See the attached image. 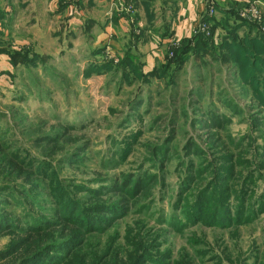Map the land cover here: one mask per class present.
<instances>
[{
    "label": "rangeland",
    "instance_id": "obj_1",
    "mask_svg": "<svg viewBox=\"0 0 264 264\" xmlns=\"http://www.w3.org/2000/svg\"><path fill=\"white\" fill-rule=\"evenodd\" d=\"M256 5L258 17L239 18L262 24L261 5ZM38 17L36 65L14 67L3 54L6 68L0 67V211L16 228L22 225L20 220L35 224L27 212L48 219L41 228L50 231L33 235L29 243L23 240L26 245L1 257L0 264H19L42 243L53 246L50 253L56 258L47 264H134L139 250L130 248L141 241L149 250L136 264H264V105L237 77L232 64L206 59L196 71L199 65L190 60L174 79L85 76L84 69L95 60L91 47L83 44L91 40L90 31L83 36L76 29L67 46L68 38L62 44L66 19L60 15L49 23L44 11ZM49 24L46 31L44 25ZM7 29L3 46L13 49L18 29ZM260 29L264 33V23ZM130 102H138L135 109ZM212 115L222 121L220 125L212 124ZM190 140L204 153L191 156L194 162L186 168L181 164ZM162 142L167 143L168 158L150 165L149 154ZM78 146L84 151L79 147L75 159L59 165L63 155ZM211 165L231 167L233 180L240 179L237 172L247 173L244 168L260 166L259 175L253 180L245 176L243 191H237V198L244 199L246 193L250 201L247 206L241 203L237 216L230 210L225 225L220 218L215 222L197 218L192 223L178 208L181 184L184 208L192 198L189 194L195 195L212 178L207 170ZM144 168L156 177L149 178L155 179L152 186L135 200L121 203L123 186L113 188L107 176ZM64 192H69L66 197ZM78 198L87 201L82 205L113 206L91 209L82 227L77 215L73 222L66 221L67 208L60 204L69 199L73 211ZM24 230L23 235L1 233L0 252L29 238L30 229Z\"/></svg>",
    "mask_w": 264,
    "mask_h": 264
},
{
    "label": "trees",
    "instance_id": "obj_2",
    "mask_svg": "<svg viewBox=\"0 0 264 264\" xmlns=\"http://www.w3.org/2000/svg\"><path fill=\"white\" fill-rule=\"evenodd\" d=\"M254 2H258L257 4L261 5H258V8L262 9L263 24L264 0H250L248 2L230 1L227 6L228 8H222L214 3H211L200 15L192 34L189 37L180 39L176 45L170 46L169 48L167 47L163 52V61H161L157 66H154L147 73H145L142 69L143 67L140 62V55L136 52V50H132V47L128 45L121 51L120 56H117L118 61H114L112 59L113 62H111V60H102L101 55L103 57H107L103 51L104 47L93 50L95 60L89 63L84 69V75L88 76L96 74L103 76V78H113L114 76H116V78L120 76L121 78H128V76L133 74L135 78L139 75L138 78L170 77L174 79L179 73V70H181L190 60L193 61V63L196 62L194 64L199 65L198 67H195V70L199 71L206 63V59H214L217 64H232V67L236 70L235 73L237 77H241V79L250 86V92L254 98H256L259 103L264 105V33L260 29L262 24L246 22L239 18L240 11ZM209 7L213 8L212 15L208 13ZM202 24L207 26L204 31L201 30ZM86 27L89 28L90 25L87 24ZM240 33L242 34L240 35ZM132 36L134 40L137 39V35L132 34ZM249 49L251 50L249 51ZM0 54H7L9 63L14 67H16L17 63H20L25 67H34L36 65L37 58H39L36 52L24 47L16 49L3 47L0 48ZM96 55H99L100 58ZM172 80L170 82L171 84L174 83ZM163 82L164 79H162L157 86H160ZM150 87L156 88V86L154 87L152 84ZM139 96L140 95H137L136 97ZM137 103L138 102L131 104L130 102L129 107L135 109ZM210 121L214 125H220L222 122L216 119L215 115L210 117ZM225 121L229 122V119L226 118ZM213 133L216 132H211L210 134ZM79 147L80 146H78V148L73 152L70 151L65 153L63 155V160L65 162L63 161L59 163V165H64L69 159H75L74 156L77 157V153H81V150H79L81 147ZM155 148L157 149L155 150ZM166 148V142H162L161 145L155 146L154 150L151 151L152 154H149L150 156L147 159L149 161L148 163L150 165H158V163H160L159 161L167 159L168 156H166L165 153L168 155V152L164 153ZM81 149L83 150V148ZM184 149H186L187 154L185 159H182L183 162L181 165H185L186 168H191L192 162H194L190 158L191 156L200 157V155L204 153L202 148L192 140L184 145ZM239 162L240 160L236 163ZM37 163L41 164L42 162L39 161ZM20 169L23 170V166H21ZM146 169L147 168L129 171L127 174L116 172L107 176V181L110 182L113 188H116L118 185L123 186V189L121 190L122 192H119L123 197L121 203L122 201H127L129 199L135 200L141 194L147 193L156 177L149 171H146ZM244 169H246L247 173L241 176V173L237 172L236 177L240 175V179L237 180V178H235V180H233L234 171L231 167L211 165L207 168V170L209 171L208 173H212V178L207 181L205 188L195 193V195L193 193L189 194L192 195V198L184 208L182 205L186 199V197H184L186 194H182L181 184V190L179 193L180 203L178 204V208L179 206L182 207L180 211L189 221L191 220L192 223H195L197 218H205L207 220L212 219L214 222L220 218V222L224 224V222H226V217L230 218L228 213L230 210L234 211L235 216H237L240 212L238 209L242 210L243 205L246 204L247 206L250 201L248 200L249 195L246 193L244 199L237 198V191H243L240 189V185L245 176H250V179L253 180L257 177L256 175H259L260 166L254 165L252 168ZM150 177L155 178L154 181H150ZM68 193L69 192H64V197H66ZM93 193L91 195H93ZM17 200H20V198L18 197ZM70 201L74 203L73 198H71ZM233 201H235V204H233ZM71 202H69L68 199L66 202L62 201L60 203L64 208H67V211L63 212V216L67 222H73V217L75 215L79 216L78 225H81L82 227L87 225L86 217L88 214L92 213L90 211L91 209H97L95 211L98 212V209H100L102 205L113 206L111 202H93L92 204L82 205L81 203L85 204L87 201L83 202L78 198V203L74 205V209L71 211ZM242 202H244V204H241ZM94 204L97 205L93 206ZM246 206L244 208H246ZM78 207L80 210L76 212ZM27 214L33 217L32 220L35 224L30 222L29 219L28 222L20 220L22 225L19 228H16L15 222L11 220V217L0 211V234L4 233L9 235L14 232H19L23 235L26 233L24 232V227L30 229V232L27 234V237L29 238L20 239L7 246L0 252V258L9 256L18 249L20 250L27 242L29 243L30 240H33V235L39 233L43 234L50 231V229L48 230L44 227L41 228L44 223L49 222L48 219L37 218L29 212H27ZM21 215L22 212L19 211L18 216ZM25 239H27V242L22 244V241ZM41 240L42 238L40 236L39 238H36L38 243ZM144 242L145 241H141L139 247L134 245L135 247L133 246L130 248L135 250L137 248L139 250L138 258L134 264L139 263L140 259L147 255L149 248H146L147 243L143 248ZM130 243L131 241L129 242V245ZM62 245H64V242ZM52 247V245L42 243V245L38 246L37 250L34 252L31 251L22 257L19 264H47L45 261L52 262L53 259H56L53 258V255L50 253V249ZM54 257L60 256L54 254ZM36 261L40 262L37 263ZM263 261L264 260L262 259V262Z\"/></svg>",
    "mask_w": 264,
    "mask_h": 264
},
{
    "label": "crops",
    "instance_id": "obj_3",
    "mask_svg": "<svg viewBox=\"0 0 264 264\" xmlns=\"http://www.w3.org/2000/svg\"><path fill=\"white\" fill-rule=\"evenodd\" d=\"M230 1L250 0H0V48L9 35L7 28L13 26L18 29L14 32V49L19 45L37 52V25L41 19L38 12L44 11L49 23L60 19V15L66 19L67 37L62 44L68 38L65 45H72L69 37L76 29L83 36L89 30L87 37L92 34V38L89 42L83 40L84 45L92 50L104 47L107 57L117 58L116 61L130 45L140 55L142 69L147 72L163 61L167 47L192 34L206 7L214 3L228 8ZM85 24L90 27L84 28ZM50 27L51 24L44 25L46 31ZM132 34L137 35L136 40ZM5 63L7 56L0 54V67L5 69Z\"/></svg>",
    "mask_w": 264,
    "mask_h": 264
},
{
    "label": "built area",
    "instance_id": "obj_4",
    "mask_svg": "<svg viewBox=\"0 0 264 264\" xmlns=\"http://www.w3.org/2000/svg\"><path fill=\"white\" fill-rule=\"evenodd\" d=\"M258 2H254L249 4L247 7H245L244 9H242L240 11V15L243 17H248V18H256L258 17V9H257V4ZM209 14H213V8L209 7ZM201 25V24H200ZM207 28V26H205L204 24H202L201 26V30L204 31Z\"/></svg>",
    "mask_w": 264,
    "mask_h": 264
}]
</instances>
